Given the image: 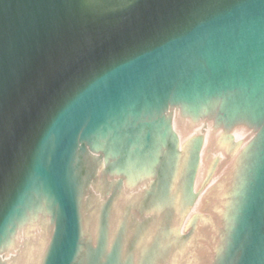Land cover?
<instances>
[{"label":"water","instance_id":"obj_1","mask_svg":"<svg viewBox=\"0 0 264 264\" xmlns=\"http://www.w3.org/2000/svg\"><path fill=\"white\" fill-rule=\"evenodd\" d=\"M0 264H58L36 177L0 0Z\"/></svg>","mask_w":264,"mask_h":264}]
</instances>
